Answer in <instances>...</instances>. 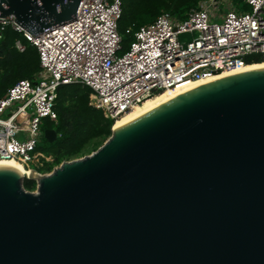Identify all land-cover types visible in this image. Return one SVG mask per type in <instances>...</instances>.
I'll use <instances>...</instances> for the list:
<instances>
[{"label":"water","instance_id":"1","mask_svg":"<svg viewBox=\"0 0 264 264\" xmlns=\"http://www.w3.org/2000/svg\"><path fill=\"white\" fill-rule=\"evenodd\" d=\"M79 3L0 0V17L34 35ZM31 170L0 165V264H264V67L194 86L94 150Z\"/></svg>","mask_w":264,"mask_h":264},{"label":"built area","instance_id":"2","mask_svg":"<svg viewBox=\"0 0 264 264\" xmlns=\"http://www.w3.org/2000/svg\"><path fill=\"white\" fill-rule=\"evenodd\" d=\"M219 2L224 8L215 12L211 8ZM244 2L249 9L238 10L229 0H198L183 19L161 12L138 26L122 51L119 0H80L73 17L34 35L12 16L0 17V36L6 24L20 31L39 61L33 80L19 78L0 96V159L33 169L30 161L40 165L49 158L34 149L35 134L41 117L55 119L53 99L60 83L88 86V104L114 119L158 91L239 68L249 55L264 58V0ZM182 33L189 36L181 38ZM14 45L23 48L18 40Z\"/></svg>","mask_w":264,"mask_h":264},{"label":"trees","instance_id":"3","mask_svg":"<svg viewBox=\"0 0 264 264\" xmlns=\"http://www.w3.org/2000/svg\"><path fill=\"white\" fill-rule=\"evenodd\" d=\"M120 11L116 20V29L120 36V49L124 50L132 39V33L138 26L152 21L161 12L183 19L186 12L195 6L198 0H119ZM238 10L249 9L244 0H229ZM18 40L23 48L14 45ZM246 62L261 63L263 60L253 54L246 56ZM39 70L38 55L35 46L20 31L9 24L4 25L0 36V96L7 87L19 78L33 80ZM90 88L79 82L60 83L55 89L53 109L54 121H42L40 128H52L55 136L51 141L42 137L44 143L34 149L42 152L48 159H41L36 165L37 172H47L61 160L81 156L94 150L109 134L113 119L102 114L99 108L88 104ZM156 92L142 102L161 94ZM22 186L32 190L35 181L23 177Z\"/></svg>","mask_w":264,"mask_h":264},{"label":"bare ground","instance_id":"4","mask_svg":"<svg viewBox=\"0 0 264 264\" xmlns=\"http://www.w3.org/2000/svg\"><path fill=\"white\" fill-rule=\"evenodd\" d=\"M261 63H252V64H245L239 68H235L233 70L229 71H215L213 74H211L209 77L203 78V79H197V80H189V81H183L181 83H178L174 88L172 89H164L161 90L162 93L155 96L154 98L148 99L145 102H141L133 105L129 110L125 111L124 113L116 116L113 119L111 131H116L129 123L130 121L134 120L135 118L139 117L140 115L146 113L147 111L151 110L152 108L158 106L159 104L167 101L171 97L186 91L194 86H197L201 83L216 79L218 77H221L223 75H226L228 73L236 72V71H242L247 70L255 67H264V58H262ZM153 96V95H152ZM151 96V97H152ZM0 165L12 167L19 171L22 175H30L33 173V171L30 168L25 167L16 159H0Z\"/></svg>","mask_w":264,"mask_h":264},{"label":"rangeland","instance_id":"5","mask_svg":"<svg viewBox=\"0 0 264 264\" xmlns=\"http://www.w3.org/2000/svg\"><path fill=\"white\" fill-rule=\"evenodd\" d=\"M227 1V0H226ZM223 8H224V6H222V3H217V6H214V8H211V9H214L215 10V12H221L222 10H223ZM215 20H218L219 18L218 17H215L214 18ZM181 38H186V37H188L189 36V34L188 33H182V34H180L179 35ZM36 78H38V77H36ZM14 107V106H13ZM30 110V108L29 109H27V113H28V111ZM8 111V109L7 110H5V112L4 113H6ZM46 120H48V118L47 117H41L40 118V123H39V125H38V130H37V133L35 134V138H36V144L37 145H40V144H43L44 143V141H43V139H42V137H43V131L41 130V128H40V124L42 123V121H46ZM52 121V120H51ZM21 133H18L17 135L20 137L23 133H24V131H20ZM28 166H30V167H32L33 169H34V167L36 166V163L35 162H33V161H30L29 163H28ZM26 167V166H25ZM27 168H29V167H27ZM31 169V168H30ZM41 173V172H40Z\"/></svg>","mask_w":264,"mask_h":264}]
</instances>
